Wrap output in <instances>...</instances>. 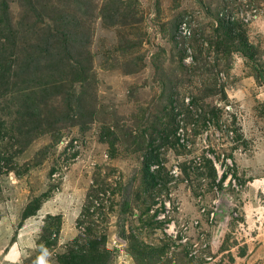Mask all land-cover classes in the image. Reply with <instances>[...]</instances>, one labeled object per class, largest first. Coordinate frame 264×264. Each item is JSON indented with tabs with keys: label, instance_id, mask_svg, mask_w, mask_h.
Wrapping results in <instances>:
<instances>
[{
	"label": "rangeland",
	"instance_id": "1",
	"mask_svg": "<svg viewBox=\"0 0 264 264\" xmlns=\"http://www.w3.org/2000/svg\"><path fill=\"white\" fill-rule=\"evenodd\" d=\"M219 19L264 72V0H0V264L95 240L109 264H264V79L217 49Z\"/></svg>",
	"mask_w": 264,
	"mask_h": 264
},
{
	"label": "trees",
	"instance_id": "2",
	"mask_svg": "<svg viewBox=\"0 0 264 264\" xmlns=\"http://www.w3.org/2000/svg\"><path fill=\"white\" fill-rule=\"evenodd\" d=\"M218 24V28L217 30L222 31L224 37L220 40V41H216V47L218 50L222 49V53L226 56H230L231 53H233L234 51H236L237 53H239L242 57L246 58L249 60V63L253 66V68L257 71L258 77L260 79H264V72L260 69L259 64L256 63V61L254 60V53L253 51H251L250 46L247 44V42H243L238 38V21L235 22H228L225 21L224 19H219L217 20ZM60 39L65 43L66 46L61 47L63 52H65L67 54V57L70 60V52L67 46V40L64 37L60 36ZM185 44V40L183 41V45ZM236 44V45H234ZM52 46V45H51ZM48 46V49L56 51V49L54 50V47ZM176 46V45H175ZM57 48V46H56ZM54 54V53H53ZM199 57L195 58V64L193 67H191V74H197V73H205V69L206 67H204V65H201L199 63ZM72 65L75 66V83L77 85H79V83L83 82L84 80V71H83V65L81 63H71ZM156 64L153 65V71L156 69ZM186 69V68H185ZM163 85V83H162ZM204 85H206L204 83ZM164 86V85H163ZM171 87H169L168 89L170 90ZM206 92L204 94V96L209 95L210 93ZM222 98L225 99V95L224 93H222ZM193 103L194 105L202 112V117H205L206 114H217L218 111H220L218 109V107H214L211 105V107H208L206 103H204V99L200 98V97H193ZM182 104V103H181ZM184 107V104H182ZM80 111V110H79ZM82 114V111L80 112ZM190 112L187 111L186 112V116H190L189 114ZM149 116V118H148ZM74 117H72L71 119H69L66 123L65 126L67 128V130L69 131L70 127H72L74 124H80L79 121L77 122V118L73 119ZM144 118L147 119L146 122L149 125H153V128H155L156 126H161L162 125V121L160 120V118L157 120L156 116L154 115H147V113H145ZM79 119V118H78ZM71 120L72 123H71ZM146 124V125H147ZM148 125V126H149ZM141 136V135H139ZM116 142L117 140H113V141H107L108 146L111 149V157L115 158V150L116 149ZM151 156V153H149ZM154 160V157H150L146 154L143 157L142 160V165H141V174L143 176L144 180H149L151 178H153V174L150 172V167H151V162ZM154 162V161H153ZM186 167H183L184 172H186V174L189 176V172H187ZM138 172L136 170H134V172L132 173V175L129 177V179L127 180V182L121 186L119 188V193H120V204H119V217H118V223H117V227H118V233L121 236V238L125 237V224H126V213H128L129 209H130V198H131V187L133 185V182L135 180V177L137 176ZM226 177V174L224 175V178ZM223 193V192H222ZM227 201V200H226ZM98 242L92 241L89 244V248L84 251V252H78L76 253L75 251L73 253H71L70 255H63L60 256L61 259V263L62 264H109V261L111 260V251L104 246H102V248L98 247ZM105 244V243H104Z\"/></svg>",
	"mask_w": 264,
	"mask_h": 264
},
{
	"label": "built area",
	"instance_id": "3",
	"mask_svg": "<svg viewBox=\"0 0 264 264\" xmlns=\"http://www.w3.org/2000/svg\"><path fill=\"white\" fill-rule=\"evenodd\" d=\"M181 32L183 31V33H187V30H186V27H185V24L181 26Z\"/></svg>",
	"mask_w": 264,
	"mask_h": 264
},
{
	"label": "water",
	"instance_id": "4",
	"mask_svg": "<svg viewBox=\"0 0 264 264\" xmlns=\"http://www.w3.org/2000/svg\"><path fill=\"white\" fill-rule=\"evenodd\" d=\"M154 2H155V0H154ZM154 9V8H153Z\"/></svg>",
	"mask_w": 264,
	"mask_h": 264
}]
</instances>
